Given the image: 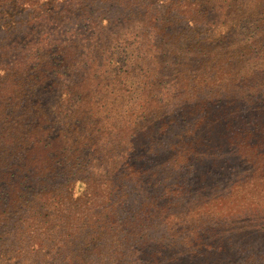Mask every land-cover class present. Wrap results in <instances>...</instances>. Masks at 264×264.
<instances>
[{"label":"trees","instance_id":"trees-1","mask_svg":"<svg viewBox=\"0 0 264 264\" xmlns=\"http://www.w3.org/2000/svg\"><path fill=\"white\" fill-rule=\"evenodd\" d=\"M0 264H264V0H0Z\"/></svg>","mask_w":264,"mask_h":264},{"label":"rangeland","instance_id":"rangeland-1","mask_svg":"<svg viewBox=\"0 0 264 264\" xmlns=\"http://www.w3.org/2000/svg\"><path fill=\"white\" fill-rule=\"evenodd\" d=\"M168 137H169V135L168 136H166V138L168 139Z\"/></svg>","mask_w":264,"mask_h":264}]
</instances>
